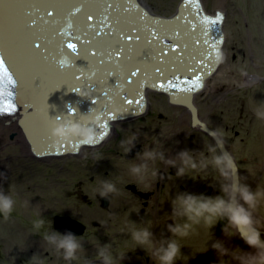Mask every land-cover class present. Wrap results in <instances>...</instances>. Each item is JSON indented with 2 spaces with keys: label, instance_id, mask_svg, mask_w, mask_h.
Listing matches in <instances>:
<instances>
[{
  "label": "rangeland",
  "instance_id": "1",
  "mask_svg": "<svg viewBox=\"0 0 264 264\" xmlns=\"http://www.w3.org/2000/svg\"><path fill=\"white\" fill-rule=\"evenodd\" d=\"M144 2L155 15L171 17L180 0ZM202 4L210 15L217 12L223 15L224 40L220 48L223 60L205 80L193 104L208 129L223 130V143L239 169L238 181L241 176H248L246 182L255 188L256 184L264 185V120L253 111L264 103V0H202ZM149 99L150 107L144 117L116 124L102 146L87 148L79 155L38 160L23 154L13 144L14 133H9L12 137L4 134L5 141H0V189L13 195L16 204L9 219L0 216V264H67L62 254L44 239L52 230L68 232L55 228L56 217L68 218L78 225L76 229L81 233L77 236L93 264H101L96 251L105 244L110 245L113 256H125L122 264H153L149 254L135 246L130 230L148 226L158 239L169 236L166 222L173 217L168 219L167 215L172 213L174 199L167 201L161 191V200H154L155 195L150 200L144 199L141 195L150 193L152 185L148 183L155 176L140 183L130 168L142 162L143 152L154 148H161L166 160L175 159L184 149L192 150L197 160L209 157L208 145L221 152L210 138L192 127L190 109L173 107L166 97L152 92ZM133 135L137 137L133 141L135 147L125 152L127 145L122 142ZM162 165L157 162L152 168L161 171ZM173 168L177 169L166 165L158 179L175 175ZM188 175V182L183 180L176 188L177 193L219 194L218 173L211 167L206 172L188 170L184 176ZM102 180L113 182L118 191L107 198L100 197ZM160 185L166 186L162 182ZM153 187L155 191L160 189ZM152 212L156 220L144 217ZM221 228L218 223L212 229L217 239L230 247H246L239 238L229 242ZM209 239L203 222L193 225L186 237L179 238L184 255L177 264H217L214 252L211 249L205 252Z\"/></svg>",
  "mask_w": 264,
  "mask_h": 264
},
{
  "label": "bare ground",
  "instance_id": "2",
  "mask_svg": "<svg viewBox=\"0 0 264 264\" xmlns=\"http://www.w3.org/2000/svg\"><path fill=\"white\" fill-rule=\"evenodd\" d=\"M30 1L7 0L6 4L0 0V57L4 58L7 55L14 60L8 64L13 77L16 75L19 97L18 103L15 105L17 111L14 113L5 112L0 116V141H5V133L11 137L13 135H9V133H14L13 144H16L23 154L34 157L33 151L41 154L51 151V146L58 148L57 155H43L40 157L41 159L62 158L70 155V150H76L75 155H79L87 148L102 146L110 138L116 124L141 116L144 117L150 107V92L166 97L173 107L190 109L192 127L204 132L200 127L207 126L198 118L197 110L193 104L194 97L205 85V80L217 71L220 61H216V66H213L212 71L206 73L205 77L201 75L203 86L190 93L178 90V88H183L180 85V80L159 79L157 81L159 83H157L152 81L148 75L145 77L142 75L131 76V71L133 66H138L139 69H134H137L141 74V69L144 70L147 65L144 64L140 67L146 56L149 57L145 62L149 63L160 59L162 67L167 66L166 71H169L168 73L179 65L184 67V61L178 63L173 56H169L175 54L177 43H182V38L190 39L192 36L195 38V41L187 46L191 54L195 53L196 58L203 51L204 53L221 52L222 44L214 48L219 39L216 35H214L216 36L213 39L214 43L204 47V42L208 43L206 37L208 27L205 24V15L213 20L216 15L221 16L219 31L224 40L222 32L223 15L221 13L217 12L215 15L207 13L202 0H199V7L196 5L189 6L190 4L186 0H180L179 4L183 5L184 3L186 7L178 9L177 6L176 13L171 17L155 15L144 0H66L64 3L57 0L62 3V7L66 6L67 12L64 13L66 9L63 7L60 9V17L55 19L58 22H64L60 19L66 18L64 26L68 31H73L74 35L78 34L81 38V42L77 41L76 44L79 56L71 57L69 54L72 59L69 61V66L74 65V71L79 74L80 78V81L73 82V73L67 75V80H61L58 77L59 74L54 72L56 69L52 68L47 58L42 60L40 55H35L37 52L45 57L49 52L52 53L50 58L57 59V51L61 50L63 38L59 35L60 30H50L52 23L45 20L48 16L44 14V9L49 6L53 10L58 6L48 4L47 0H37L41 6L39 7L41 13L38 14L39 11L36 8L33 19L39 22L43 20L39 29H34L25 24L18 31L14 30L13 24L19 18L16 19L19 9L21 12L25 9L28 13H30L29 9H35ZM194 13H202L204 16ZM21 20L24 21V18L21 17ZM21 20L19 23L22 25ZM69 24L72 26L71 29L68 28ZM193 31H195L194 35ZM53 33L56 36H53ZM136 36L142 40L136 41ZM72 42L76 43L75 41ZM36 43L40 44L39 49L34 47ZM139 47L142 50H139ZM165 50L169 53L166 54ZM116 51L125 52L127 60H123V57ZM64 52L66 53L67 50L64 49ZM96 52L101 55L95 56ZM60 55L66 57L62 52ZM78 61L79 65L76 64ZM185 61L187 62V60ZM129 66L132 68H128ZM45 68H50V73H47L49 71H45ZM80 70L90 73L89 77H81ZM128 78L130 83L126 81ZM49 79L54 80V84ZM149 79H151L150 82H145ZM192 79H186L184 82L189 83ZM72 82L76 83V86L63 90L56 89L62 87V84L71 85ZM140 84L147 85L146 88H143L142 93L133 95V92H130L132 94L129 97L128 94H123L129 91L127 89L140 86ZM170 84H176L177 87L167 88V90H161L159 87ZM111 96L115 98L112 104L107 100V97ZM116 99L117 101H115ZM138 100L144 105L137 103ZM128 101H132V103H128ZM9 103L7 100L3 101L5 107ZM140 107H142L141 110ZM91 115H95L96 119L86 120V116ZM73 116H75L74 119H72ZM55 117H60V119H55ZM103 119H110V121L104 123ZM84 120L87 122L86 125L82 123ZM68 122L80 123L84 127L91 126L97 133L96 139L100 135L101 127L106 128L107 135L93 145H82L76 141L78 138L72 136L68 137L70 143L52 136V131L55 128L63 123L68 124ZM209 131L211 130L209 129ZM261 237L264 240V232L261 233ZM246 248L248 250L247 245Z\"/></svg>",
  "mask_w": 264,
  "mask_h": 264
},
{
  "label": "clouds",
  "instance_id": "3",
  "mask_svg": "<svg viewBox=\"0 0 264 264\" xmlns=\"http://www.w3.org/2000/svg\"><path fill=\"white\" fill-rule=\"evenodd\" d=\"M216 56L218 61L223 60V53L217 52ZM253 111L257 118L264 120V103ZM94 119H96L95 115L86 116L88 121ZM212 135L219 138L217 142H223L225 134L222 129L214 131ZM52 136L59 137L67 143L71 142L68 141V137L72 136L78 138L76 141L82 145H93L97 133L91 126L84 127L80 123L68 122L67 126L55 128ZM135 139L137 137L133 135L122 142V145H127L125 152L135 147L133 142ZM207 151L209 157L201 156L199 160L189 149L178 152L173 160H165L161 148H154L141 154L142 162L130 168L131 174L138 182L145 183L150 171L151 175L155 176L152 165L157 162L176 167L179 177L184 176L188 170L206 172L211 167L218 173L219 194L205 196L178 192L172 201V216L185 222L168 224L166 227L170 235L159 239L148 226L133 227L130 230L131 240L135 246L149 254L153 264H177L184 255L181 251L182 245L178 242L179 238L186 237L193 225H200L203 222L208 228L210 237L205 244V252L211 249L217 264H264V240L261 239V233L264 232V185L256 184V187L252 188L246 182L248 176H241L238 182L228 183L234 172L239 173L236 162L226 153H217L214 145H208ZM249 175H252L251 170ZM117 191L113 182L102 180L98 194L102 198H107L109 194ZM15 204L13 195L0 189V216L5 220L9 219ZM40 223L42 224L43 221ZM218 223L222 224L221 232L229 242L234 237L239 238L248 246V250L238 245L230 247L224 241L217 239L212 229ZM44 239L62 254L67 264H73L74 261H79L80 264H93V260L85 254L83 241L72 232L61 234L52 230ZM96 258L101 264H122L125 256L123 254L119 257L113 256L110 245L105 244L97 248Z\"/></svg>",
  "mask_w": 264,
  "mask_h": 264
},
{
  "label": "water",
  "instance_id": "4",
  "mask_svg": "<svg viewBox=\"0 0 264 264\" xmlns=\"http://www.w3.org/2000/svg\"><path fill=\"white\" fill-rule=\"evenodd\" d=\"M4 3H6L7 4V0H2ZM39 1V0H38ZM37 0H31L30 2L35 6V9L34 10H30L29 9V11H30V13H28L27 11H25V9L21 12L20 11V9H19V11H18V15H17V17H16V19H17V22L15 21V23L13 24V26H14V30H16V31H18V29L19 28H21L22 26H24L25 24H27L28 26L30 25V22L31 21H35L33 18H34V15H35V11H36V8H37V11H39V13L38 14H40L41 12H40V9H39V7H41L40 6V4H39V2H38ZM41 1H45V0H41ZM60 1H62L63 3L66 1V0H60ZM47 3L48 4H53V5H55V6H58L57 8H55V9H53L52 10V8L51 7H45V9H44V7L42 6V9H44L45 11H44V14L45 15H47V13L49 12V14L45 17L46 19L45 20H47V21H50L52 24H51V29L50 30H68L65 26H64V24H65V20H66V18L65 19H60V20H62V21H64V22H58L55 18L56 17H60V15H61V12H60V9H62L63 7V9H66L65 11H64V13L65 12H67V8H66V6H63L62 7V3H59L57 0H47ZM60 5H59V4ZM189 6H192V5H189ZM186 6H185V4L183 3V5H178V9H180V8H185ZM199 7V6H198ZM199 9V8H198ZM52 10V11H51ZM194 12V11H193ZM195 12H197L196 10H195ZM202 12V11H201ZM195 15H201V16H204V14H200V13H194ZM44 15V16H45ZM92 15V14H91ZM217 16L218 15H216L215 17V19L213 20L211 17H208L207 15H205L204 17H205V19H206V27H208V30H207V33H206V37L208 38V43H206V42H204V47H207V45H211V44H213L214 42H213V39L216 37V36H218V40H217V44L216 45H220V44H223V38H221V36H220V31H219V29L221 28V25H220V20H221V16L219 15V17H220V19L218 20L217 19ZM21 17H23L24 18V21H22L21 20ZM44 18V17H43ZM178 19H180V18H178ZM19 20H21L22 21V25L19 23ZM43 21V20H42ZM41 21V22H42ZM212 21H215V23H211ZM41 22H39V21H35V23L34 24H32L30 27H32V28H36V29H39V25H40V23ZM68 23H70V22H68ZM41 28H43V26H41ZM41 28H40V30H41ZM47 29V28H46ZM48 30V29H47ZM194 33H195V31H193V35H194ZM53 36H56V34H52ZM214 35H216V36H214ZM135 40L136 41H141L142 39H140L139 38V36L137 37H135ZM181 41H182V43L181 42H179V43H177V42H175V43H177V48L175 49V54L174 55H169V56H173V58H174V60L176 61V62H181V63H183V61L185 62L184 63V67H182L181 65H179V66H177L176 68H174V69H172L171 71H170V73H168L167 71H166V69H167V66L165 65V66H163L162 67V65H161V60L159 59L158 61H156V62H152V63H149V62H145L147 59H148V57L149 56H146V59H145V61L143 62V63H141V65H140V67L142 66V65H144V64H147L146 66H145V69L144 70H142L141 69V74H139V71L137 70V69H134V68H138L139 69V67L138 66H133L134 68H132L131 66H129L128 68H132V71H138V75L137 76H140V75H142V76H146V75H148L149 77H151V79H152V81H159V79H168V81H177V80H180L181 82H180V85H181V87H186L188 84H190V82L189 83H186V82H184L186 79H190V78H194L195 76H201V75H204V77H205V74L206 73H208V72H211L212 71V69H213V66L215 67L216 66V64H217V62L216 61H218L217 60V56H216V54L217 53H204V51L203 52H201V53H199V57H197L196 58V56H195V53H193V54H191L190 53V51H189V48H188V46L187 45H190V44H192L193 42L192 41H195V38H193V36H192V38H190V39H186V38H182L181 39ZM192 42V43H191ZM183 44V45H182ZM203 44V43H202ZM220 47V46H219ZM51 48V47H50ZM50 48H49V51H51L50 50ZM32 50V49H31ZM30 50V51H31ZM118 50V49H117ZM139 50H142V48L141 47H139ZM168 50H169V48H168ZM172 51V50H171ZM4 52V51H3ZM53 53H54V51H52ZM61 50L60 51H57V53H58V56H57V59H53V58H50V54H52V53H49L48 52V55H45V57H42L41 55L42 54H38L37 52L35 53V55H40V59H42V60H44L45 58H47V60H48V62L50 63V65L52 66V68H54V69H56V70H54V72H56V73H58L59 74V78L61 79V80H64V79H66L67 80V75L68 74H70V73H73V82H76V81H80L79 79V74L77 73V72H75L74 71V68H69V69H64V70H61L60 68H59V66H58V62L60 61V60H62L63 58L64 59H67L66 57H61ZM116 52H119V51H116ZM178 52V53H177ZM130 53V52H129ZM165 53L166 54H168L169 52L168 51H166L165 50ZM119 54H120V56L121 57H123V60H127L126 58V56L127 55H125L126 53L125 52H119ZM128 54V53H127ZM210 54H211V56H210ZM207 55V56H206ZM119 56V55H118ZM117 56V57H118ZM210 56V57H209ZM4 57V56H3ZM14 57V56H13ZM126 57V58H125ZM207 57H209V59L207 60ZM193 58H195V59H193ZM4 59H5V61H6V63L8 64L9 62H13L14 60H13V58L12 57H7V55L4 57ZM172 59V58H171ZM46 60V59H45ZM185 60H187V62L185 61ZM10 64V63H9ZM9 64H8V66H9ZM76 64H78L79 65V61L78 62H76ZM10 67V66H9ZM69 67H72V66H69ZM45 71H49V72H47V73H50V68H45L44 69ZM159 70V71H158ZM141 76V77H142ZM15 77V79H16V75L14 76ZM75 77V78H74ZM169 77H171V78H169ZM202 77V76H201ZM151 79H149L148 81H145V82H150L151 81ZM49 81L52 83V84H54V80H52V79H49ZM126 81H128L129 83L131 82L130 80H129V78L126 80ZM72 82V84L71 85H68L67 83L66 84H62V87L60 86L59 88H56V89H58V90H63V89H65V88H69V87H73V86H76V83H73ZM157 83H159V82H157ZM179 85V86H180ZM146 86L147 85H145L144 84V86L142 85V84H140V86H133L132 88H129V89H127V90H129V91H126V92H124L123 94H128V97H129V95L130 94H132V93H130V92H133V95H136V94H138L139 92H141L142 93V90H143V88H146ZM166 86H168V85H166ZM61 88V89H60ZM121 93V92H120ZM127 97V98H128ZM114 96L112 97H107V100L108 101H110L109 103L110 104H112L113 102H114ZM115 101H117V99L115 100ZM139 101V100H138ZM139 103L141 104V105H144V103L143 102H141V101H139ZM143 107V106H142ZM142 107H140V110L142 109ZM139 110V109H138ZM194 110V109H193ZM75 118V116H73L72 117V119H74ZM116 119H118V118H116ZM193 120H194V117H193ZM103 121H104V123H106V122H109L110 121V119H103ZM195 122V121H194ZM84 125H86V120H84L83 122H82ZM196 123V122H195ZM63 126H67V123H63L62 124ZM61 125V126H62ZM203 129V131L204 132H202L205 136H207L208 138H210L216 145H217V147H218V149H219V151L221 152V154H228V155H230V153H229V151L227 150V148L225 147V145H224V143L223 142H217L218 141V137H214L213 135H212V133L213 132H211V131H209V129L207 128V127H203V126H201L200 127V129ZM58 138V137H57ZM59 139V138H58ZM50 149H51V151L49 150V151H47L46 153H41V154H38V153H36L35 151H33L34 152V154H35V157H37L38 159H40V157H42L43 155H48V156H54V155H57V153H56V151L58 152V148H55V147H53V146H51L50 147ZM71 152H70V155H75V153L77 152L76 150H70ZM67 152V151H66ZM54 153H56V154H54ZM67 154H68V152H67ZM133 154V153H132ZM235 182H238V174L237 173H235L234 172V174L232 175V177H231V180H230V183H235ZM56 220L54 221V223H55V228H59L60 230H61V232H63V230L64 229H67L68 231H73V234H75V235H79L81 232H79V230H77L76 228H78V225H76L75 223H72V222H70L69 221V219L68 218H59V217H56L55 218ZM76 229V230H75ZM81 229L83 230V228L81 227ZM76 231V232H75ZM63 233H65V232H63Z\"/></svg>",
  "mask_w": 264,
  "mask_h": 264
},
{
  "label": "snow or ice",
  "instance_id": "5",
  "mask_svg": "<svg viewBox=\"0 0 264 264\" xmlns=\"http://www.w3.org/2000/svg\"><path fill=\"white\" fill-rule=\"evenodd\" d=\"M186 2L189 3L190 5H196L197 7L199 6V0H186ZM48 14L49 13H47V15ZM217 19L218 20L220 19L219 14L217 16ZM34 23L35 21L30 22L29 26H31ZM211 23H215V21H212ZM71 27H72L71 24H69L68 28L71 29ZM59 35L63 38L62 45H61L62 54L65 55L68 59L60 60L58 62V66L61 70L73 68L74 65L72 67H69V61H72L69 54H71V57L79 56V52H77L76 50V44H77V41L79 43L81 42V38L78 34L74 35L73 31H68V30H60ZM72 41H75L76 43H73ZM34 47L39 49L40 44L36 43ZM215 47H218V45H214V48ZM64 49L67 50L66 53L64 52ZM68 50H71V51H68ZM73 53H75V55H73ZM98 55H101V54L96 52L95 56H98ZM79 72L81 73V77H89L90 75V73H85L82 70H80ZM137 75H138L137 71H131V76H137ZM202 80H203V77L195 76L191 80L190 84H188L186 87L182 89L178 88V90H182V91L189 92V93L195 92L203 86ZM159 87L161 90H167V88L177 87V85L170 84L168 86H159ZM8 89H10V91H8ZM17 89H18L17 80L14 79L13 74L10 71V68L8 64L6 63L5 59L0 57V116H2L5 112H9V113L15 112L16 110L15 105L18 103V100H19ZM13 93H15V96H13ZM5 100L10 102L7 107L3 105V101ZM128 103H132V101H128ZM137 103H139V101H137ZM56 118L57 117H55V119ZM106 135H107L106 128L101 127L100 135L97 137L96 141H94L93 143H97L99 139H103L104 136Z\"/></svg>",
  "mask_w": 264,
  "mask_h": 264
},
{
  "label": "flooded vegetation",
  "instance_id": "6",
  "mask_svg": "<svg viewBox=\"0 0 264 264\" xmlns=\"http://www.w3.org/2000/svg\"><path fill=\"white\" fill-rule=\"evenodd\" d=\"M165 160H166V158H165ZM164 165V164H163ZM162 165V167L163 168H160L161 169V171L159 170V171H156L155 172V177H154V180H153V182H151V183H148L149 185H152V187L151 186H149L150 187V193H145V194H147V195H141V196H143V198L145 199V198H148L149 200H150V198H152L154 195H155V197H154V200H161V193L159 192V191H161L162 193H163V195L166 197V200L167 201H172V199H174L175 198V196L177 195V191H176V188H177V186L183 181V180H185L186 182H188L187 181V178L189 177V175L188 176H182V177H178L177 176V169H175V168H173L172 170V173H174V172H176V174L174 175V174H171V175H167V177L166 178H164V177H162V176H160L161 178H159V179H161V180H159L158 179V174H160V173H163L162 172V170L164 169V167L166 166H163ZM170 168V167H169ZM175 169V170H174ZM168 171H169V169H168ZM150 176H152L151 175V171H150V173H149V175H148V177H147V179L150 177ZM150 179V178H149ZM151 180V179H150ZM159 180V181H158ZM154 181H157V184L156 183H154ZM160 182H162L163 183V185H165L166 184V186H164V187H161V185H160ZM153 185L155 186V187H159L160 189H158L157 191H155V188L153 187ZM136 189V188H135ZM135 189H133V190H135ZM167 189V191L165 192V190ZM176 191V192H175ZM167 193V194H166ZM158 194H160L159 195V197H158ZM169 194V195H168ZM206 194V193H205ZM172 196V197H171ZM82 200H83V198H82ZM89 201V200H88ZM152 201V200H151ZM83 202H85V201H83ZM169 204V203H168ZM84 206V205H83ZM144 206L145 207H148V205L146 204V203H144ZM154 214V212H152L151 213V215H149L148 213L144 216V217H146V219H151V217H153V218H155V220H156V216H154L153 215ZM167 214H169V213H167ZM168 216V219L169 218H171V216H172V213L170 212V214L169 215H167ZM176 222H178V223H180L181 222V220H177L175 217H172L168 222H166L167 223V225L168 224H171V223H176ZM166 223L164 224V225H166ZM100 226H102V225H100ZM105 226L106 227H110V226H107L106 224H105ZM244 250H247V248L245 247V248H243ZM142 250V249H141ZM140 250V251H141ZM143 251V250H142ZM141 258V257H140ZM144 261H145V258L143 259ZM127 261V260H126ZM127 262H129V259H128V261ZM145 263V262H144Z\"/></svg>",
  "mask_w": 264,
  "mask_h": 264
}]
</instances>
